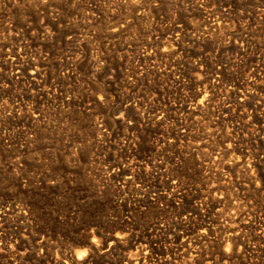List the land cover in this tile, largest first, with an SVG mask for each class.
Here are the masks:
<instances>
[{
	"label": "rangeland",
	"instance_id": "1",
	"mask_svg": "<svg viewBox=\"0 0 264 264\" xmlns=\"http://www.w3.org/2000/svg\"><path fill=\"white\" fill-rule=\"evenodd\" d=\"M0 264H264V0H0Z\"/></svg>",
	"mask_w": 264,
	"mask_h": 264
},
{
	"label": "bare ground",
	"instance_id": "2",
	"mask_svg": "<svg viewBox=\"0 0 264 264\" xmlns=\"http://www.w3.org/2000/svg\"><path fill=\"white\" fill-rule=\"evenodd\" d=\"M25 39V38H24ZM205 67V66H204Z\"/></svg>",
	"mask_w": 264,
	"mask_h": 264
}]
</instances>
